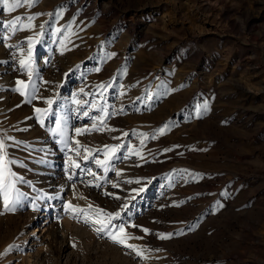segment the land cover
Returning a JSON list of instances; mask_svg holds the SVG:
<instances>
[{
    "label": "rangeland",
    "instance_id": "374dc122",
    "mask_svg": "<svg viewBox=\"0 0 264 264\" xmlns=\"http://www.w3.org/2000/svg\"><path fill=\"white\" fill-rule=\"evenodd\" d=\"M0 135V264H264V0H0Z\"/></svg>",
    "mask_w": 264,
    "mask_h": 264
},
{
    "label": "snow or ice",
    "instance_id": "6c2138e0",
    "mask_svg": "<svg viewBox=\"0 0 264 264\" xmlns=\"http://www.w3.org/2000/svg\"><path fill=\"white\" fill-rule=\"evenodd\" d=\"M24 2V0H14L13 3H10L9 0H3L4 5L7 7L8 11L11 12L13 11L15 8H18L21 6V3ZM27 2L29 3V6H31L34 3H37L38 0H27ZM36 15H41L40 13H37ZM23 19V17L17 16L15 17L13 20H10L7 22V25L9 27L12 28V31L15 32L17 30V22L21 21ZM27 19L29 21L35 19L34 16H28ZM74 23V21H73ZM33 25L31 23H29L28 25H20V27H32ZM57 31H60V29H57ZM29 40H31L32 38L29 37ZM114 55V54H113ZM31 54H29V58H30ZM21 64H25V61H21ZM100 69H96V71H99ZM29 76H31V71L29 70ZM18 84L20 85H24V81H18ZM100 88H105L107 87V85L101 84L99 85ZM19 91H21L22 93L25 91V89L22 87L20 89H18ZM82 91V90H81ZM35 96L33 95L31 97V99H34ZM30 102V100H29ZM76 103H80L79 101H76ZM47 104L49 106H51L53 104V100L52 99H48L47 100ZM35 111L37 113H41V114H45L49 111V109H41V108H36ZM84 115H88L87 112L84 113ZM105 115H107V113H105ZM40 123L43 124L44 120H43V116H41V120ZM93 129H96V125H93ZM96 130H105L104 127H101L99 129ZM164 128H161L159 131L162 133L164 132ZM51 131L53 132L54 135L59 134L61 137H64L65 133L62 130V126H61V122L59 120L56 121V127L51 129ZM77 134H82L83 132H87L89 131V129H79L77 128L76 130ZM125 135H127V133H125ZM8 139H11V137H9ZM63 143L67 144V140H62ZM77 144H79V141L76 142ZM106 150H110L109 152H106V156H108L109 159H111V157L113 155H115V153L117 151H119L120 149V145H105L104 146ZM5 149V143L3 139H0V191L3 192V196H4V201H3V206L7 211H15L16 205L20 202L21 198L25 195L23 192L20 191L19 188L16 187V184L18 181L20 182H24L27 183V181H24L22 177L17 176V174L15 172H13L11 170V168L9 167L12 164L17 163L16 161L10 160L7 158V152L4 151ZM85 151H87V149H85ZM168 151V150H166ZM78 152V150H77ZM137 155H139V153H136ZM84 159L87 160L88 156L85 155ZM72 163L75 165V167H79V164H76L75 161H72ZM97 164H101V163H107V161H100L99 159L96 160ZM109 169L107 167L104 168V171L107 172ZM117 175H119V173H117ZM71 178V177H70ZM139 191H143V189H139ZM89 209L92 208L91 205L88 206ZM124 208H127L128 205L125 204L123 205ZM68 208L70 210H72L73 212H81L84 213L85 210L84 209H79L75 206H73L71 203L68 204ZM95 213L97 214L98 218L92 219V223L94 225H99V227H96V231L97 233H101V232H106L107 234L111 237V239H113L115 242H118L120 244H125L127 239H130L131 237H128L125 234V226L123 223H121L118 226L119 229V233L120 234H124V235H119V234H114L111 230H109L110 225L112 224V221L114 219H116L117 217L120 216V212H116V213H111V212H105L104 209L97 207L95 209ZM85 222H89L88 219L86 218ZM135 227V225H133ZM144 232H149V229L145 228L143 229ZM171 234H160V238L161 239H166V238H170ZM128 248H136L135 245L132 244H127L126 245ZM12 247V246H9ZM138 254L143 255L142 252H138Z\"/></svg>",
    "mask_w": 264,
    "mask_h": 264
},
{
    "label": "bare ground",
    "instance_id": "6f19581e",
    "mask_svg": "<svg viewBox=\"0 0 264 264\" xmlns=\"http://www.w3.org/2000/svg\"><path fill=\"white\" fill-rule=\"evenodd\" d=\"M46 216H48V214H44V215H42V217H46ZM43 219V218H42ZM42 219H40V220H42Z\"/></svg>",
    "mask_w": 264,
    "mask_h": 264
},
{
    "label": "built area",
    "instance_id": "2783aa9c",
    "mask_svg": "<svg viewBox=\"0 0 264 264\" xmlns=\"http://www.w3.org/2000/svg\"><path fill=\"white\" fill-rule=\"evenodd\" d=\"M0 139H1V135H0Z\"/></svg>",
    "mask_w": 264,
    "mask_h": 264
}]
</instances>
